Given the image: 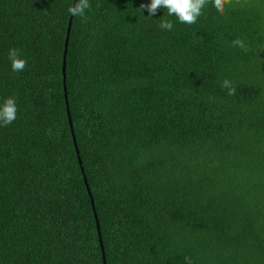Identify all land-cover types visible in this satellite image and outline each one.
Masks as SVG:
<instances>
[{
	"label": "trees",
	"instance_id": "1",
	"mask_svg": "<svg viewBox=\"0 0 264 264\" xmlns=\"http://www.w3.org/2000/svg\"><path fill=\"white\" fill-rule=\"evenodd\" d=\"M0 264H264V0H0Z\"/></svg>",
	"mask_w": 264,
	"mask_h": 264
},
{
	"label": "water",
	"instance_id": "2",
	"mask_svg": "<svg viewBox=\"0 0 264 264\" xmlns=\"http://www.w3.org/2000/svg\"><path fill=\"white\" fill-rule=\"evenodd\" d=\"M75 5H76V3H74L72 15H71V18H70V21H69L68 30H67V36H66V41H65L64 55H63L62 74H63V79H64V89H65V92L67 91V87H66V67H67L68 45H69V37H70V32H71L73 12L75 10ZM65 98H66V104L68 105L67 94H66ZM68 117H69V123H70V126H71V130H72V134H73V138H74V142H75L76 151H77L78 158H79V163L81 165V170H82V173H83V176H84V180H85V183H86V186H87L88 193H89V195L91 197L93 211H94V215H95V219H96V225H97L98 235L100 237V243H101V246H103V244H102V237H101V231H100L99 219H98V215L96 213V208H95V202H94V199H93V196H92L90 187L88 185V180H87V177L85 175V170H84V167L82 166V161H81L80 156H79V150L77 148V143H76V140H75L72 118H71V114H70V111L69 110H68Z\"/></svg>",
	"mask_w": 264,
	"mask_h": 264
}]
</instances>
